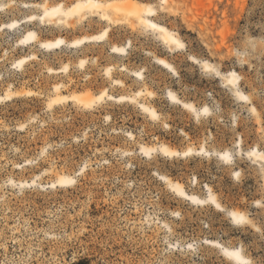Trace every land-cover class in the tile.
<instances>
[{"label":"rangeland","instance_id":"1","mask_svg":"<svg viewBox=\"0 0 264 264\" xmlns=\"http://www.w3.org/2000/svg\"><path fill=\"white\" fill-rule=\"evenodd\" d=\"M45 1L76 0H0V264H234L216 242L241 249L249 264H264V162L249 158L255 148L264 152V0H167L162 6L138 0L159 10L155 21L185 43L179 51L129 24L114 27L109 41L82 48L18 46L29 29L41 40L71 41L105 28L97 19L74 34L24 23L40 13L28 6ZM129 41L125 57L110 52ZM231 71L241 77L238 87L228 83ZM115 79L124 85H113ZM57 85L67 96L106 89L133 99L50 108ZM169 92L192 108L168 100ZM161 145L203 151L173 158L147 153ZM226 151L230 162L218 155ZM61 176L74 182L62 185ZM160 176L201 199L215 195L223 210L179 197ZM230 210L249 223L233 224Z\"/></svg>","mask_w":264,"mask_h":264},{"label":"bare ground","instance_id":"2","mask_svg":"<svg viewBox=\"0 0 264 264\" xmlns=\"http://www.w3.org/2000/svg\"><path fill=\"white\" fill-rule=\"evenodd\" d=\"M167 0H165L166 2ZM203 1V0H201ZM210 1V0H209ZM201 3V2H200ZM77 5H81L82 7H77ZM84 5H88L86 7H83ZM204 5V3H203ZM207 6V5H206ZM35 8L36 10H39V14H33L23 21L24 23H31V25L40 24L41 27H50L53 30H55L58 33H75L78 31H82L84 26L88 23H92L94 19H97L101 23L105 24V28L98 34H93V35H85L83 37H80L78 39H74L71 41H67L64 37H57L54 40H41L38 32L33 29H29L26 31L24 35L18 40V46L20 47H25V48H31L33 46L40 47L43 50L46 51H56L61 49L62 47H68L72 49L76 48H82L83 46L87 44H92V43H105L109 41L110 39V33L111 30L114 27H118L119 25L123 24H129L131 28H135L136 25L138 26H143L147 30L154 32L157 35V38L162 44H164L169 51L173 50H180L184 49L185 43L174 33L173 31L169 30L166 26L159 24L158 22L155 21V17L159 14V10L152 6L151 4L140 2L138 0H76L75 2L67 5L64 2L57 3L55 5H50L48 2H44L43 4L40 5H32L28 6ZM145 7H150L152 9V12L154 15L152 16H145L143 15ZM203 9V8H202ZM206 9V8H205ZM204 10V9H203ZM207 11V10H206ZM147 21H151L152 23H156L159 27H162L165 29L163 33L157 31H152L146 27ZM22 23V24H24ZM15 23H12L11 25H14ZM36 26V25H35ZM175 40L179 44H182L183 47H178L176 44H173L172 41ZM167 41V43H166ZM131 46V41L127 43L125 46H117L113 45L110 48V52L112 54H115L117 56H126L128 55V51ZM178 50V51H179ZM36 58V55L33 54L30 57H25L24 59L19 61V65L22 66L25 62ZM155 63H157L159 66L162 68L176 73V70L174 66L169 63L166 59L163 58H155L154 59ZM191 61L198 64L195 57H191ZM87 64V61L82 59L80 61V65L84 68ZM203 67L204 64H207L209 67L210 65L207 62H201L200 63ZM115 69L114 66H110L106 68L105 70V75L107 77H112L113 70ZM121 69L123 71H128L125 66H122ZM52 73H58L60 70H51ZM231 73H236V75L239 77V80L236 81V83L233 85L235 87L239 86V83L241 82V77L238 75L237 72L231 71L228 74V81L232 79ZM132 76L138 79H143V73L142 71H135L131 73ZM177 76V75H176ZM113 85L116 86H123V82L120 80H113ZM55 92L56 96L50 99V108L53 106L57 105L58 103H64V102H69V101H74L79 105H82L85 108H92L93 106L97 105L99 102H101L103 99H108V100H115V101H127V100H132L133 97L130 96H125L121 95L118 97H114L110 93L107 92L105 89L102 93L99 95H94L91 92H87L85 94L83 93H75L71 96L67 95H62L60 86L57 85L55 86ZM15 94V93H14ZM13 94H9L8 96H12ZM168 100L174 103H179L182 104L184 107L185 105H188L190 107L186 108H192L191 104L187 103H182L177 95L175 93L169 92L167 95ZM141 109L143 112H145L147 115L153 117V118H158L159 113L153 108V107H148L146 105H140ZM206 108H203V111ZM197 113V112H196ZM241 140H239L237 143L240 146L241 145ZM203 149L194 151V149H188L185 152H179L175 149H171L170 147L166 145H161L159 147L151 148L147 151L148 152H159L162 155L166 157H184L189 154H194V153H200L202 152ZM253 152L256 153V155L260 158L261 155H264V152L259 151L257 148L252 150ZM187 153V155H186ZM225 153H228L232 158V154L229 153L228 151L226 152H221L218 155L222 157ZM262 160V159H261ZM264 162V159H263ZM236 173L239 174L237 171ZM163 178V179H161ZM72 180L74 181L73 177L70 176H61L58 180V182L62 185L64 184H70V183H61V180ZM160 180L163 182L167 183V185L171 188V190L176 193L179 197L185 198L186 200L190 202H204L208 201L211 203L216 209L223 210L222 204L219 202V200L216 198L215 195L210 194V196L206 199H201L200 197L189 194L187 191L184 189V187L178 183V182H172L168 177L165 176H160ZM24 184V183H23ZM214 201V203H213ZM194 204V203H193ZM219 205V207H217ZM236 212L239 215H243L247 218L249 221L250 218H248L244 213L235 211V210H230L228 212ZM230 217V215H229ZM231 219V217H230ZM232 221V220H231ZM249 225V224H248ZM212 243V242H211ZM218 245H221L220 243L216 242ZM214 245V244H213ZM222 246V245H221ZM224 248H227L225 246H222ZM230 249V248H228ZM238 250L241 251V249L237 248ZM232 250V249H230ZM242 256L249 261L248 258H246L243 255V252L241 251Z\"/></svg>","mask_w":264,"mask_h":264},{"label":"snow or ice","instance_id":"3","mask_svg":"<svg viewBox=\"0 0 264 264\" xmlns=\"http://www.w3.org/2000/svg\"><path fill=\"white\" fill-rule=\"evenodd\" d=\"M165 2V0H161V6L163 5V3ZM88 5H84L83 7H86ZM77 7H82L81 5H77ZM143 15L145 16H152L154 15V13L152 12V9L150 7H145L144 9V12H143ZM146 23V27L152 31H159L161 33H163L165 31V29H163L162 27H159L156 23H152L151 21H147L145 22ZM167 43V41H166ZM173 44H176L178 47H183L182 44H179L177 41L173 40L172 41ZM197 63H199V61H197ZM203 68L205 71L207 72H211L213 71V69H211L207 64H204L203 65ZM216 75H219V73H215ZM231 76H232V79L229 80V84H235L236 81L239 80V77L236 75V73H231ZM237 95V98L245 103H248L249 102V97L246 96V95H243L239 92L236 93ZM185 107H190L188 105H185ZM207 109H204V112L207 113ZM253 112H255V109L252 110ZM147 155V153H145ZM187 155V153H186ZM256 155L255 152H250L249 153V158H251L252 156ZM261 159H264V155H261L260 156ZM221 159H223L224 161L226 162H230L231 161V156L228 154V153H225ZM239 174L237 173V176ZM163 179V178H161ZM74 181L72 180H64L62 179L61 180V183H73ZM214 203V201H213ZM217 207H219V205H217ZM230 217H231V220H232V223L235 224V225H243V224H247L249 223V221L247 220V218L243 215H239L237 214L236 212H231L229 213ZM189 248H192V245H188ZM217 248L220 249L221 253H222V256L224 258H227L228 260L230 261H233L234 264H249V261L246 260L242 254H241V251L238 250V249H228V248H224L222 247L221 245H216Z\"/></svg>","mask_w":264,"mask_h":264},{"label":"trees","instance_id":"4","mask_svg":"<svg viewBox=\"0 0 264 264\" xmlns=\"http://www.w3.org/2000/svg\"><path fill=\"white\" fill-rule=\"evenodd\" d=\"M73 264H90V263H89V261L84 259V260H79L78 262H75Z\"/></svg>","mask_w":264,"mask_h":264}]
</instances>
